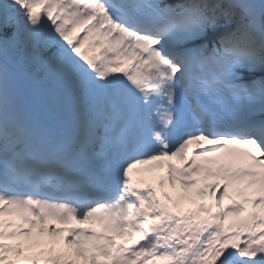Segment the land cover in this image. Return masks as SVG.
I'll use <instances>...</instances> for the list:
<instances>
[{
  "label": "snow or ice",
  "instance_id": "1",
  "mask_svg": "<svg viewBox=\"0 0 264 264\" xmlns=\"http://www.w3.org/2000/svg\"><path fill=\"white\" fill-rule=\"evenodd\" d=\"M247 203L264 0H0V264H264Z\"/></svg>",
  "mask_w": 264,
  "mask_h": 264
},
{
  "label": "rangeland",
  "instance_id": "2",
  "mask_svg": "<svg viewBox=\"0 0 264 264\" xmlns=\"http://www.w3.org/2000/svg\"><path fill=\"white\" fill-rule=\"evenodd\" d=\"M195 191H196V189H191L190 190V192H195ZM195 198H197V196ZM240 240H242V238H240Z\"/></svg>",
  "mask_w": 264,
  "mask_h": 264
}]
</instances>
